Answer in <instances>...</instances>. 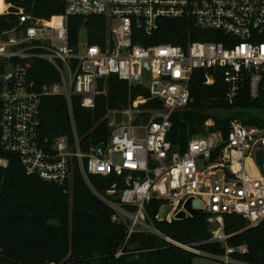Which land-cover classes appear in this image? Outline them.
I'll return each instance as SVG.
<instances>
[{
    "label": "built area",
    "instance_id": "1",
    "mask_svg": "<svg viewBox=\"0 0 264 264\" xmlns=\"http://www.w3.org/2000/svg\"><path fill=\"white\" fill-rule=\"evenodd\" d=\"M5 5L3 13L12 8ZM14 14L18 22L0 34V149L17 155L27 174L60 185L80 170L92 192L113 209V221L128 226V238L144 231L164 237L147 213L153 199L161 200L155 219L167 222L183 211L192 217L185 206L197 199L200 213L210 214L212 236L204 243H221L226 264H245L231 257L246 247L228 245L232 235L225 232L224 217L239 215L250 227L264 220V173L253 154L259 143L264 148V128L235 119L226 138L214 142L194 136L185 151L174 148L169 133L173 113L190 102L197 72H204L207 84L221 76L230 102L243 91L252 99L263 93L264 0H65V12L52 19L38 18L22 6H14ZM71 16L106 17L104 45L89 44L84 29L71 36ZM163 18L189 21L216 40L149 44L159 36ZM40 60L53 68L46 72L52 79L48 83L37 79ZM112 74L130 87L141 86L163 108L143 109L147 99L130 95L124 110L112 111L122 119L109 137L83 149L73 99L94 109L97 96L106 92L101 80ZM46 96L66 99L73 141L62 136L43 143L41 104ZM7 164L0 158V166ZM93 177L110 179L105 192ZM166 239L197 255L218 257L195 244Z\"/></svg>",
    "mask_w": 264,
    "mask_h": 264
},
{
    "label": "trees",
    "instance_id": "2",
    "mask_svg": "<svg viewBox=\"0 0 264 264\" xmlns=\"http://www.w3.org/2000/svg\"><path fill=\"white\" fill-rule=\"evenodd\" d=\"M12 8L7 13L4 0H0V34L12 28L18 17L14 6H22L29 13L43 19H52L65 12V0H5ZM158 37L149 44L185 45L187 40L215 41L210 33H202L189 21L163 18ZM71 36L81 29L87 33L89 44L103 46L107 35L104 16H71L68 20ZM37 79L48 83L47 71H53L40 60ZM106 92L97 96L94 109L83 108L78 98L73 99L76 130L80 145L87 149L106 140L111 133L108 113L124 110L130 95H143L147 101L143 109H162L139 85L130 87L116 75L101 80ZM263 93L252 99L243 91L232 102L226 95L221 76L212 84L206 83L203 71L194 74L190 85L191 99L186 107L172 115L173 127L169 140L175 149L185 151L195 135L205 133V123L213 118L210 131H220L226 138L231 122L240 119L250 127L264 128ZM0 101V119H1ZM41 138L44 144L67 136L73 141L74 133L66 99L46 96L41 104ZM0 158H6V167L0 166V264H193L199 256L166 239L195 244L209 254L223 256L221 243L206 242L212 236L210 214L201 212L195 217L172 222L155 219L161 200L153 199L146 207L154 227L164 237L152 232H135L128 238V226L113 221L114 211L97 197L87 185L83 174L76 169L71 181L65 185L45 181L37 175L27 174L17 155L0 149ZM96 187L105 192L110 179L93 177ZM225 232L232 235L228 245L245 246V252L231 257L245 264H264V220L250 227L239 215H225Z\"/></svg>",
    "mask_w": 264,
    "mask_h": 264
},
{
    "label": "rangeland",
    "instance_id": "3",
    "mask_svg": "<svg viewBox=\"0 0 264 264\" xmlns=\"http://www.w3.org/2000/svg\"><path fill=\"white\" fill-rule=\"evenodd\" d=\"M108 117H109V124L111 127H113L115 123H118L122 119V115L120 113L115 114V113L109 112ZM212 122L213 124L210 126L206 125L205 123V127H206L205 133L195 135V136H205L207 138H210L214 142H218L222 133L220 131H214V132L210 131V127H213L215 125V120L212 119ZM193 264H226V263L224 259L220 256L208 257V256L199 255L194 259Z\"/></svg>",
    "mask_w": 264,
    "mask_h": 264
},
{
    "label": "water",
    "instance_id": "4",
    "mask_svg": "<svg viewBox=\"0 0 264 264\" xmlns=\"http://www.w3.org/2000/svg\"><path fill=\"white\" fill-rule=\"evenodd\" d=\"M253 154H254V158L256 160V163L260 167L261 171L264 173V148L262 147V145L260 143L255 148ZM201 205L202 204L199 200L192 198V199L188 200L185 208L191 214L192 217H195V216L200 214ZM165 213H166V211L163 210V212L161 214L162 219H164ZM186 218H187V214L184 211L180 212L177 215L178 220L186 219Z\"/></svg>",
    "mask_w": 264,
    "mask_h": 264
},
{
    "label": "crops",
    "instance_id": "5",
    "mask_svg": "<svg viewBox=\"0 0 264 264\" xmlns=\"http://www.w3.org/2000/svg\"><path fill=\"white\" fill-rule=\"evenodd\" d=\"M4 3H5V0H4ZM6 4V3H5Z\"/></svg>",
    "mask_w": 264,
    "mask_h": 264
}]
</instances>
